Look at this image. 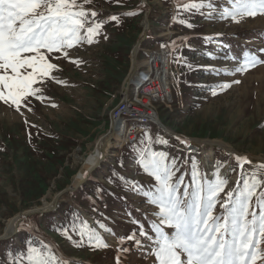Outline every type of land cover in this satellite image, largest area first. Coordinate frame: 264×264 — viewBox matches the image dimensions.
Here are the masks:
<instances>
[{"label":"rangeland","instance_id":"374dc122","mask_svg":"<svg viewBox=\"0 0 264 264\" xmlns=\"http://www.w3.org/2000/svg\"><path fill=\"white\" fill-rule=\"evenodd\" d=\"M192 2L203 7L188 10ZM77 3L90 23H101L94 38L98 42L69 50V60L60 54L62 71L57 75L62 83L50 85L46 99L34 102V112L24 110L21 116L0 103V238L12 235L5 229L13 218L41 211L20 225L15 236L0 239V264H28L30 246L46 257L54 252L59 264H117V257L121 264H151L128 242L124 247H132L131 253L120 251L118 241L141 228L155 236L158 208L150 200L157 184L144 168L153 154L164 157L173 182L182 178L184 185H191L194 170L202 184L218 175L227 181L213 215L223 214L221 203L228 192L243 190L246 180L259 177L250 201V212L259 213L256 198L264 194V169L258 167L264 165V63L244 72L236 69L252 55L264 60V15L237 17L239 23L224 19L222 14L232 10L229 0ZM113 15L117 20L110 19ZM146 32L136 58L137 73L149 71L151 56L160 55L165 45L170 48L172 99L153 108L169 132L160 125H142L149 130L123 150L110 147L109 140L106 159L91 169L76 192H66L57 202L101 147L111 129V112L123 108L132 52ZM223 84L230 86L225 89ZM237 157L251 164H238ZM88 231L108 247H90L81 239Z\"/></svg>","mask_w":264,"mask_h":264},{"label":"snow or ice","instance_id":"6c2138e0","mask_svg":"<svg viewBox=\"0 0 264 264\" xmlns=\"http://www.w3.org/2000/svg\"><path fill=\"white\" fill-rule=\"evenodd\" d=\"M229 3L232 10L222 14V18L235 23L240 22L237 17L264 15V0H229ZM198 7H203L202 2L199 5L192 2L188 10ZM131 14L134 13H128ZM90 15L94 18L97 13L93 11ZM88 16L77 0H0V103L13 107L21 116L24 110L34 112V102L46 99L50 85L62 83L57 75L62 71L58 63L60 54L69 60V50L98 42L94 38L100 34L102 25L90 23ZM110 19L115 21L117 17L113 15ZM257 63L264 60L252 55L236 71L244 72ZM163 160L164 157L153 154L144 164L157 184L150 200L158 208L152 226L155 236L143 228L138 234L131 232L119 238L120 251L131 253L135 247L142 250V258L150 259L151 264H257L258 260L264 264V248L260 247L264 244V194L256 198L259 213L255 209L250 212L259 177H253L251 182L246 180L243 190L228 192L221 203L223 214L213 215L227 181L218 175L214 181L202 184L194 170L191 185H184L182 178L173 182L172 169ZM241 162L251 164L247 158L242 161L237 157V163ZM258 167L264 169V165ZM166 229L174 231L169 233ZM81 239L95 249L108 247L92 231L81 234ZM126 242L132 247H124ZM45 247L51 249L50 245ZM27 259L28 264H59L54 252L46 257L32 246ZM117 264H121L119 257Z\"/></svg>","mask_w":264,"mask_h":264},{"label":"built area","instance_id":"2783aa9c","mask_svg":"<svg viewBox=\"0 0 264 264\" xmlns=\"http://www.w3.org/2000/svg\"><path fill=\"white\" fill-rule=\"evenodd\" d=\"M167 58L164 63L160 60V55H152L149 59L152 68L149 71L138 73L137 80L132 82L128 92L122 95V98H126V102L135 104L130 105L122 102L123 99H121L123 108L117 107L111 112L110 121L116 119L119 121V125L125 128L124 131L121 130V137L115 142L116 147L119 145L120 148H123L136 143L147 129L142 125H157L154 120L156 114H152L155 104L169 103L172 99L171 81L168 74L169 54H167ZM167 82L169 89L166 86ZM144 100H148V102L144 103Z\"/></svg>","mask_w":264,"mask_h":264},{"label":"bare ground","instance_id":"6f19581e","mask_svg":"<svg viewBox=\"0 0 264 264\" xmlns=\"http://www.w3.org/2000/svg\"><path fill=\"white\" fill-rule=\"evenodd\" d=\"M149 13V12H148ZM146 24L148 25V27H149V24H148V22H147V19H146ZM146 38H148V35H147V32L141 37V39L137 42V44H136V46L134 47V50H133V52H132V68H131V72H130V74H129V76L127 77V79L125 80V82H124V91H123V95L125 94V93H127L128 92V90H129V85L133 82H135L136 80H137V78H138V73H137V60H136V58H137V54H138V51H139V46H140V44L142 43V41H144V40H146ZM161 52V54H160V60L161 61H164V63H166V59H168L167 58V54H169V52H170V48L167 46V45H165L164 47H163V49L160 51ZM153 61H155V60H153ZM167 66V65H166ZM166 86H167V88L169 89V86H168V82L166 83ZM123 97V96H122ZM121 99H123V101L122 102H126L125 100H126V98L124 99V98H121ZM148 102V100H144V103H147ZM126 103H128V104H130V105H134L135 103H132V102H126ZM152 114H155V113H152ZM154 120H155V123L159 126H161V128L163 129L164 128V130H165V132H169V129L168 128H166V127H164V125H161V121L159 120V118L158 117H155L154 118ZM121 130L122 131H124L125 130V128H124V126L122 127V126H120L119 125V121L118 120H116V119H113L112 121H111V129L109 130V132L106 134V136L103 138V142H102V145H101V147L100 148H98V149H96V150H94L93 152H92V154L90 155V157L85 161V164H84V166H83V168H82V170H81V172L77 175V176H75V178H74V180H73V187L71 188V189H68L67 191H64L65 193L66 192H71V191H74L75 189H76V187L78 188V186H80V184H82L85 180H87V178H89L90 177V175H91V173L90 172H92L91 171V169L96 165V164H98L99 162H102L103 160H105L106 158H104V156L106 155V151H105V148H106V145H107V143L109 142V140H111V144L109 145L110 147H116V144H115V142H116V140L119 138V137H121L120 136V133H121ZM122 136H123V134H122ZM113 139H115L114 141H113ZM113 141V142H112ZM190 143V142H189ZM193 145H195L194 143H193ZM195 146H197V147H199L200 145L199 144H196ZM191 150H195L196 149V147H193V148H190ZM207 155H210V153L209 152H207ZM104 158V159H103ZM90 174V175H89ZM89 176V177H88ZM64 193V194H65ZM64 194H60L59 195V197L56 199V201L58 202L59 201V199L64 195ZM36 210H38V208L36 209ZM36 210H33L34 212H25V214H21L20 216H18V217H16V218H13L10 222H9V224L7 225V227H6V229H5V232L7 233V234H11V233H13L15 230H16V228H20V225H22V224H24L25 222H27L28 220H30L31 218H32V216L34 215V214H39V213H41V211H36ZM1 238H4L3 236L1 237ZM0 238V239H1Z\"/></svg>","mask_w":264,"mask_h":264},{"label":"water","instance_id":"95a60500","mask_svg":"<svg viewBox=\"0 0 264 264\" xmlns=\"http://www.w3.org/2000/svg\"><path fill=\"white\" fill-rule=\"evenodd\" d=\"M147 14H148V13H147ZM142 42H143V41H142ZM141 44H142V43H141ZM141 44H140V45H141ZM84 182H85V181H84ZM84 182H83V183H84ZM83 183H82V184H83ZM80 186H81V185H80ZM80 186H79L78 188H76L74 191H71V192H76V191L80 188ZM64 193H65V192L63 191L62 194H64ZM39 214H41V213H39ZM39 214H34V215L32 216V218L35 217L36 215H39ZM19 229H20V228H16V230L12 233V235H8V236H6V237L3 238V239H7V238H11V237L15 236V235L18 233Z\"/></svg>","mask_w":264,"mask_h":264},{"label":"trees","instance_id":"16d2710c","mask_svg":"<svg viewBox=\"0 0 264 264\" xmlns=\"http://www.w3.org/2000/svg\"><path fill=\"white\" fill-rule=\"evenodd\" d=\"M21 240H24V237H22V239Z\"/></svg>","mask_w":264,"mask_h":264}]
</instances>
